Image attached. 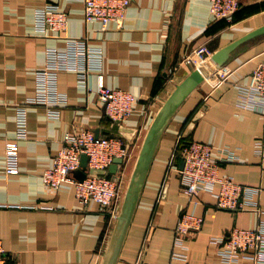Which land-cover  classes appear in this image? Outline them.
I'll return each mask as SVG.
<instances>
[{
  "label": "crops",
  "instance_id": "0c3cea01",
  "mask_svg": "<svg viewBox=\"0 0 264 264\" xmlns=\"http://www.w3.org/2000/svg\"><path fill=\"white\" fill-rule=\"evenodd\" d=\"M48 4L67 13L66 30L36 31V10ZM263 25L264 0H243L231 20L215 19L210 0H132L124 22L106 28L98 20H85L84 0H0V239L9 264H101L115 215L95 200L82 204L72 182L54 191L42 179L65 134L90 128L98 135L122 136L132 144L128 169H133L154 116L176 84ZM74 38L101 48L102 60L88 74V88L80 85L77 72H58L61 101L52 107L59 117L50 118L47 106L27 100L37 93L46 50H66ZM262 61L264 34L240 44L216 65L171 118L117 264H247L225 261L211 238L264 222V159L255 151L264 135V112L238 101L239 87ZM100 84L137 97L133 113L122 123L108 117L97 94ZM20 106L27 107L24 138L17 135ZM182 140L212 144L217 156L232 152L237 159L224 162L221 174L260 191L247 195L246 207L236 210L217 206L216 197L206 191L189 196L177 170ZM9 141L19 144L17 173L7 172ZM188 212L202 216L203 224L179 240L176 229Z\"/></svg>",
  "mask_w": 264,
  "mask_h": 264
},
{
  "label": "built area",
  "instance_id": "2783aa9c",
  "mask_svg": "<svg viewBox=\"0 0 264 264\" xmlns=\"http://www.w3.org/2000/svg\"><path fill=\"white\" fill-rule=\"evenodd\" d=\"M243 0H210V11L215 19L231 20L241 8ZM132 0H84V17L87 22L100 21L103 28L111 22L122 24L126 11ZM35 28L40 33L48 30L62 31L68 26V15L56 4H48L36 10ZM102 60L101 48L89 45L86 39H72L66 50L50 47L46 50L45 68L38 72L37 93L27 100L28 104H41L48 108L50 118L59 117V110L52 104L60 102L57 93V74L62 70L75 71L79 83L88 88L87 76L91 70L98 69ZM208 60L205 59L203 63ZM186 61H189L186 58ZM90 89V88H89ZM99 99L106 106L108 117L122 123L134 111L137 97L129 90L111 88L103 84L97 89ZM239 105L253 106L264 112V61L252 71L249 81L239 87ZM26 106H20L17 115V135L24 138L27 134ZM18 141L6 144L7 172L17 173ZM216 148L209 143L193 140L180 147L178 156L184 160L183 168H177L182 188L189 196L200 192L212 193L217 206L227 209H243L248 203L247 195L258 193V188L245 186L230 176L221 174L224 162L234 161L237 156L232 152L215 154ZM255 151L264 159V135L256 143ZM88 158V167L106 169L121 158L115 174L87 172L84 179L75 178L72 174L82 166V156ZM132 156V144L120 135H97L90 128L67 132L53 165L42 173L46 187L59 190L63 182L75 185V195L82 204L91 200L97 201L105 210L117 217L123 197L122 186ZM122 200V199H121ZM203 217L195 212L184 213L177 226V238L185 239L192 230H199ZM211 242L219 245V252L225 261L244 260L247 264L264 262V222L255 228L234 227L228 234L214 236ZM9 255L0 239V264H9Z\"/></svg>",
  "mask_w": 264,
  "mask_h": 264
},
{
  "label": "water",
  "instance_id": "95a60500",
  "mask_svg": "<svg viewBox=\"0 0 264 264\" xmlns=\"http://www.w3.org/2000/svg\"><path fill=\"white\" fill-rule=\"evenodd\" d=\"M262 34H264V25L247 33L214 53L211 58L197 68L192 69L185 78L180 80L176 84L174 90L163 102L142 141L101 264H117L118 262L158 145L171 118L187 97L216 69V65L223 63L229 57L230 53L240 44ZM121 162V158H115L108 170L94 169L88 167V158L86 155H83L81 168L74 172L80 180L85 178L88 171L98 174H115L118 170L119 163ZM183 166L184 160L181 159L180 168H183Z\"/></svg>",
  "mask_w": 264,
  "mask_h": 264
},
{
  "label": "rangeland",
  "instance_id": "374dc122",
  "mask_svg": "<svg viewBox=\"0 0 264 264\" xmlns=\"http://www.w3.org/2000/svg\"><path fill=\"white\" fill-rule=\"evenodd\" d=\"M130 168L131 167H129V169H128L127 173H126L124 182H123V186H122L123 196H124V193H125V190H126V187H127L128 182H129L130 175H131L132 168L131 169ZM121 199H123V197L120 198V201L122 203V200ZM121 203L119 204V202H118V204H117V207H118L117 210L120 209Z\"/></svg>",
  "mask_w": 264,
  "mask_h": 264
},
{
  "label": "trees",
  "instance_id": "16d2710c",
  "mask_svg": "<svg viewBox=\"0 0 264 264\" xmlns=\"http://www.w3.org/2000/svg\"><path fill=\"white\" fill-rule=\"evenodd\" d=\"M189 142H191V141H189V140H182L181 143H180V147H183L184 145H186Z\"/></svg>",
  "mask_w": 264,
  "mask_h": 264
}]
</instances>
